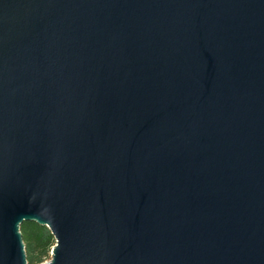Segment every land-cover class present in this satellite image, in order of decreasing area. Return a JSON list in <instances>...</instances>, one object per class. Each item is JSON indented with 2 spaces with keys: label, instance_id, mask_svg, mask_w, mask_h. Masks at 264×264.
I'll return each mask as SVG.
<instances>
[{
  "label": "water",
  "instance_id": "95a60500",
  "mask_svg": "<svg viewBox=\"0 0 264 264\" xmlns=\"http://www.w3.org/2000/svg\"><path fill=\"white\" fill-rule=\"evenodd\" d=\"M264 264V0H0V264Z\"/></svg>",
  "mask_w": 264,
  "mask_h": 264
},
{
  "label": "trees",
  "instance_id": "16d2710c",
  "mask_svg": "<svg viewBox=\"0 0 264 264\" xmlns=\"http://www.w3.org/2000/svg\"><path fill=\"white\" fill-rule=\"evenodd\" d=\"M20 231L28 264H40L50 257L55 239L46 226L33 221H24Z\"/></svg>",
  "mask_w": 264,
  "mask_h": 264
},
{
  "label": "rangeland",
  "instance_id": "374dc122",
  "mask_svg": "<svg viewBox=\"0 0 264 264\" xmlns=\"http://www.w3.org/2000/svg\"><path fill=\"white\" fill-rule=\"evenodd\" d=\"M50 259V257L49 258H47L46 260H44L43 262H45V261H48Z\"/></svg>",
  "mask_w": 264,
  "mask_h": 264
}]
</instances>
